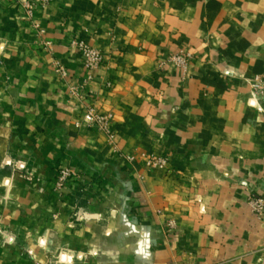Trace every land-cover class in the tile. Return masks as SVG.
<instances>
[{
	"label": "crops",
	"instance_id": "1",
	"mask_svg": "<svg viewBox=\"0 0 264 264\" xmlns=\"http://www.w3.org/2000/svg\"><path fill=\"white\" fill-rule=\"evenodd\" d=\"M261 74L264 0H54L32 18L0 0V264H264L246 204L249 184L264 191ZM89 105L112 115V143L75 127ZM61 167L77 176L57 191Z\"/></svg>",
	"mask_w": 264,
	"mask_h": 264
},
{
	"label": "built area",
	"instance_id": "2",
	"mask_svg": "<svg viewBox=\"0 0 264 264\" xmlns=\"http://www.w3.org/2000/svg\"><path fill=\"white\" fill-rule=\"evenodd\" d=\"M26 10L27 14L32 18L34 11L36 8H46L48 7L54 0H17ZM38 35L41 38V43L46 50H50L52 47V43L45 39L46 31L45 29L38 27ZM71 46L75 49V51L80 55L83 60L84 66L88 71H94L100 68L105 62L104 54L91 47L88 43H86L82 39H76L72 42ZM192 56L190 54L179 53L172 56L168 62L176 64L182 67L185 71L189 67V62L191 61ZM54 72L61 77L63 80L69 79L68 71L58 62L54 64ZM260 81L259 77H256L255 82L258 83ZM257 85V84H256ZM71 92L75 95L78 94V89L74 85H70ZM111 114H101L96 110L93 106H87L84 108L81 117L75 121V127L96 132L105 133L108 136L109 141L112 143L114 136L111 131ZM141 158L144 160L147 167L157 169V168H166L169 164V159L166 156H153V155H141ZM127 160L129 162H135V156H128ZM15 170L19 171L18 167H15ZM77 175L67 167H61L56 179L55 188L57 191H61L65 189L72 178H75ZM26 180L30 183L34 182L33 176H27ZM97 219L99 216H95ZM78 223H85L90 220V216L86 214H82L75 217ZM170 226H173V223H170ZM55 264H67L60 262L57 258Z\"/></svg>",
	"mask_w": 264,
	"mask_h": 264
},
{
	"label": "rangeland",
	"instance_id": "3",
	"mask_svg": "<svg viewBox=\"0 0 264 264\" xmlns=\"http://www.w3.org/2000/svg\"><path fill=\"white\" fill-rule=\"evenodd\" d=\"M256 77L260 78V81H258V83L255 82ZM249 86H250V91H251V99H250L251 107L264 113V108L261 105V102H264V74L255 75L250 81ZM153 156H156V155H153ZM145 167L148 170H155L153 168L147 167L146 164H145ZM247 193L248 195L246 199V204L250 210L251 218L253 220H256L258 223L264 224V191L261 190L258 185L249 184L247 186ZM98 216L100 217L98 219H102L101 214H99ZM170 223H173V222H170Z\"/></svg>",
	"mask_w": 264,
	"mask_h": 264
}]
</instances>
